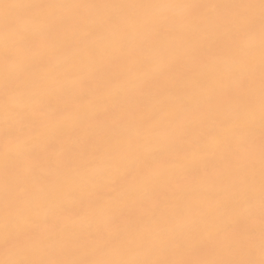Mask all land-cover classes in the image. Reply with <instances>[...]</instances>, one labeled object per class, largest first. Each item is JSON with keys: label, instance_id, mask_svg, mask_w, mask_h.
Instances as JSON below:
<instances>
[{"label": "snow or ice", "instance_id": "6c2138e0", "mask_svg": "<svg viewBox=\"0 0 264 264\" xmlns=\"http://www.w3.org/2000/svg\"><path fill=\"white\" fill-rule=\"evenodd\" d=\"M0 264H264V0H0Z\"/></svg>", "mask_w": 264, "mask_h": 264}]
</instances>
